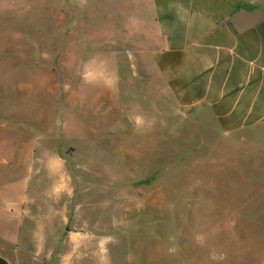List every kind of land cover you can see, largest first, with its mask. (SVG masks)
I'll return each instance as SVG.
<instances>
[{"label":"rangeland","instance_id":"374dc122","mask_svg":"<svg viewBox=\"0 0 264 264\" xmlns=\"http://www.w3.org/2000/svg\"><path fill=\"white\" fill-rule=\"evenodd\" d=\"M89 12L84 0H0V152L52 182L75 174L105 236L95 258L264 264V132L181 122L159 86L153 106L122 59L119 76L100 68L101 40L138 41Z\"/></svg>","mask_w":264,"mask_h":264},{"label":"crops","instance_id":"0c3cea01","mask_svg":"<svg viewBox=\"0 0 264 264\" xmlns=\"http://www.w3.org/2000/svg\"><path fill=\"white\" fill-rule=\"evenodd\" d=\"M84 5L90 14L99 10L98 18L85 21H122L131 32L124 38L138 41L135 49L113 50L101 40L106 45L99 50L100 68H115L119 76L122 59L133 91L138 82L153 106L159 86L181 122L202 121L222 133L264 132V0H84ZM4 153L0 221L10 228L0 229V264H150L95 258L94 251L106 249L105 236L100 223L91 224L90 206L80 199L86 188L75 174L62 170L52 182L40 177L35 163L8 161ZM48 165L57 171L61 163ZM24 168L31 176L15 181ZM118 214L129 218L128 211Z\"/></svg>","mask_w":264,"mask_h":264}]
</instances>
